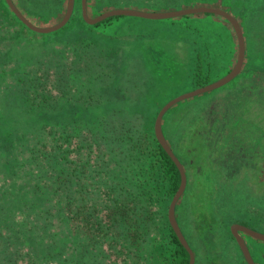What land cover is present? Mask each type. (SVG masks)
<instances>
[{"label":"trees","instance_id":"1","mask_svg":"<svg viewBox=\"0 0 264 264\" xmlns=\"http://www.w3.org/2000/svg\"><path fill=\"white\" fill-rule=\"evenodd\" d=\"M23 1L13 0L28 20L47 26L65 14L68 0H63L61 17L48 23L35 10L33 15L36 0L22 6ZM134 3L132 9L143 11L201 3L227 11L243 29L246 54L240 75L217 90L178 103L165 114L162 127L187 174V188L176 206L185 237L189 239L179 218L187 210L186 226L195 235L196 220L207 264H247L231 226L264 233V203L257 212L247 203L254 197L250 186L264 185V0ZM87 8L89 16L96 17L115 6L110 0H87ZM133 22H152L158 28L148 39L133 36L118 56L131 50L149 67L158 62L170 73L163 78L160 66L149 69L153 82L147 80V86L158 85L156 80L167 92L181 86L192 91L225 76L237 62L235 30L219 15L157 21L116 16L89 25L82 16V0H76L65 27L38 34L0 0V264H189L190 255L167 215L180 172L154 132L161 108L185 92L157 103L159 97L141 91L145 86L131 78L132 70L117 66L112 48L121 30L130 31ZM74 23L101 39L72 40ZM161 43L170 56L161 55ZM219 101L235 107L219 106L217 114L224 112L215 115L212 102L217 106ZM235 180L242 185L245 180L253 192L241 201L243 214L226 222L225 242H217L215 227L224 217L212 205L217 206L221 187ZM195 182L213 188L209 204L201 200L195 207ZM238 195L232 193L231 199L236 201ZM241 234L254 260L264 264V252L258 254L250 245L260 248L264 242ZM188 242L195 264H206ZM215 257L218 263H213Z\"/></svg>","mask_w":264,"mask_h":264},{"label":"rangeland","instance_id":"2","mask_svg":"<svg viewBox=\"0 0 264 264\" xmlns=\"http://www.w3.org/2000/svg\"><path fill=\"white\" fill-rule=\"evenodd\" d=\"M36 1L38 2L36 8H40V9H39V11L36 8L31 9L33 11V15H34V10H35V12L40 13V15H41V17H42V19L44 20L45 23H48L50 20L51 21L52 20H57L59 18L61 9L63 8V0H36ZM110 1L113 2V6H115V9H118L119 6H121L120 8H122V7L123 8H132L131 6L136 5V3L132 4V2H134L136 0H110ZM122 1H124V2H122ZM23 4H26L27 5V4H31V3L28 2L27 0H24L23 3H22V6H23ZM200 4L201 3H199V5ZM199 5L198 6H194V7H199ZM66 7H67V4H66ZM191 7H193V6H191ZM26 8H29L30 9L31 7H26ZM186 8H189V7H186ZM41 9H43V10H41ZM65 12H66V10H65ZM63 16L61 17V15H60L61 18H60L59 21H57V23L61 21V19L63 18ZM30 22H32V21H30ZM33 24L36 25L35 23H33ZM145 24L143 25V24L138 23V22H136V23L133 22V25H130L129 26L130 31H132L134 33L133 35H132V32H130L127 28H123V30H121V32L119 34L120 37H118V39H117V42H118V44H120V46L118 44H117V46L114 44L115 46H113V47H115V48H112L111 53L113 55H114V53H116V55L118 56L119 51L121 49L125 48L124 45H127V44H130L131 43V41L133 39V36H136L137 41L139 39H142L143 40V38L144 39L151 38L152 37V34H153L151 31H153L154 29H157L158 28V25L156 23H152V22H146ZM52 25H55V24H49L48 23L47 26H40V27H48V26H52ZM78 26L79 25H77L76 23H74L73 31L76 34H71L70 37H71L72 40L77 39V38H80V40H82V43L83 42L89 43V42H95L94 39H101V36H96L95 33L92 34V31H90L86 27L78 28ZM75 29H77V30H75ZM38 34H41V33H38ZM48 34H50V33H48ZM102 39H103V37H102ZM149 41L150 40H148L147 42H149ZM34 44H35V41L33 40V45ZM107 46H109V45H107ZM159 49L161 51V55H167V54H169V56H170L172 54L171 51L168 50V47H166V45H164V43H161L160 44V48H158V50ZM127 50L128 49H126L125 51H127ZM119 57L122 58V59H124V60L120 59ZM115 62L118 63L117 66L122 67L121 71L123 70V67H127L128 69L132 70L134 73H131V78H132V76H135V79H137L138 84L141 87L145 86L144 88L141 89V91H145V89H146V91L148 93H151V95H154V97H156V96L159 97L157 103H160V101H162V99L164 97L169 98V97H172L175 94L180 93L182 91L185 92V93H187L186 90L189 89V88H187V86H181L180 89L179 88H176V89H173V90L167 92V90H164L161 87V85L156 80H154L155 81V84H158V85H155V86H152V87L147 86V84H148L147 80H149V84H150V82H151L150 80L153 79L152 77H150L152 75L150 74L149 69H153L154 67H159L160 66L161 68L160 67L159 68L160 69H163L161 71V73H160L163 78L164 77L167 78L170 73L167 72V70H166L167 67H164L163 64L160 65L158 62L155 63V65L153 67H151V66L149 67L147 65V62H144L140 55H137L136 56L135 55V52H133L131 50H130V52H128L127 55H122V56L120 55V56H118V59ZM175 67H173L171 69V71L172 72L173 71H176V75H177V70H179L181 68H179L180 66L177 65V67H176L177 70H176ZM125 70H127V69H125ZM147 76H149L148 79H147ZM221 78H219V79H221ZM219 79H217V80H219ZM152 82H153V80H152ZM135 84H136V82H135ZM153 87H155L156 90H154ZM188 92H190V91L188 90ZM223 93H224V95H227L226 92L223 91ZM178 96H180V95H178ZM178 96H176V97H178ZM176 97H174V98H176ZM218 103L220 105H218ZM218 103H217V106H216V103L215 102H212L213 107H211V111L212 112L215 111V113H214L215 115H219V114H221V113L224 112V111H222V112H220V113L217 114V111H220L219 110L220 109L219 106H224V107H228V108H229V106L235 107V104L232 103V102L227 103V104H224V105H221V104H223V101H219ZM232 107L229 108V110H232ZM154 114L155 113L153 112V114H151V117H152V115L154 116ZM213 118L215 119L216 117L213 116ZM155 121H156V118H155ZM154 126H155V122H154ZM154 132H155V130H154ZM213 135H214V131H213L212 137H213ZM205 138L207 139V136H205ZM220 161L221 162H219V163L221 164V166H224L223 161L222 160H220ZM253 163H254V161H253ZM234 169H233V171H229L228 170V172H230V174H232V173L234 174L236 172V171H234ZM249 180H250V178H249ZM223 181L224 180H221V182H223ZM237 181L238 180H235L231 184H227L225 187H221V192L219 194V200H217V202H216V205L217 206L212 205V207L214 208L213 211H215L218 215L224 217L223 223H219L215 227V234H216V237L218 238V241L217 242H222L225 239L222 235L226 232L225 231L226 222L228 220H235V219H237L239 216H241L243 214L242 209L240 207L243 204V203L241 204V201H243V198H247L246 196H247V194L249 192H253L254 191V194H253L254 197H252L253 199L250 200V201H248L247 203L251 205L252 209H254L255 212L259 211V209L261 208L259 205L264 203V189H263L264 188V185H261L258 188V183H256V184L253 183L252 186H250L253 189V191H252L251 189L248 188L249 185L245 182V180L243 182V185H242V183H241L240 180L238 182V184H239L238 185L237 184ZM205 186H206V188L203 187V186L198 187L196 185V182H195V207H196L197 203L199 201H201V200H204L206 203L209 204V200H208L209 199V196L208 195L210 194V195H212V197L215 195V193L213 191V188H211L209 184H206ZM232 193H238L239 194L237 196V198H236V201H234V200L231 199L232 198V196H231ZM166 203H168V201ZM219 203H222V205L220 207H219ZM169 204H171V203H169ZM168 210H169V208H168ZM168 210H167V215H168ZM196 213L197 212L195 210V214ZM187 214H188V211L187 210H185L184 212H182L180 214L179 221L181 222V226H183L186 229V231H187V236L189 238L188 240L192 241L195 244V248H197L195 250L197 251V253L199 255V258L201 260L204 259V261L207 264L208 263L207 258L205 259L204 254L202 253V251L204 249H203V247L200 246L201 243H200V240L199 239H202V238L200 237L199 233H197V229H196V224L197 223H196V220H195V235H194V233L192 232V229H189V227L186 226L187 225V218H186L187 217L186 216ZM243 238H244V236H243ZM219 239H222V240H219ZM231 243L233 244V242H231ZM250 245H251V247L255 251H257L258 254L260 252H262V253L264 252V246H261L260 248H258L259 245L255 244L253 242H251ZM198 247H199V249H198ZM209 254H210V252H209ZM217 254H218L219 258H220V255L223 257V254H221V248H217ZM195 257H196V255H195ZM222 257L220 258L221 260H222ZM219 258L218 257H215V261L213 263H218L219 262ZM229 260H231V258H229ZM229 260L227 259V261H229ZM232 261H230L228 264H235ZM256 263L259 264L257 261H256Z\"/></svg>","mask_w":264,"mask_h":264},{"label":"water","instance_id":"3","mask_svg":"<svg viewBox=\"0 0 264 264\" xmlns=\"http://www.w3.org/2000/svg\"><path fill=\"white\" fill-rule=\"evenodd\" d=\"M75 1L76 0H68L66 12L60 22L52 26L40 27V26L34 25L23 15L21 11L15 5L13 0H6L12 12L29 29L37 33H41V34L52 33V32L58 31L59 29L63 28L70 21L73 15L74 8H75ZM206 13L219 15L221 17H224L231 23L233 29L235 30L237 40H238L237 62L235 66L233 67V69L221 79L213 83H210L208 85H205L203 87H199L190 92L184 93L170 100L169 102H167L162 107V109L159 111L156 117L155 126H154L155 135H156L157 140L159 141L161 146L164 148L168 156L173 160V162L175 163V165L177 166L180 172L181 183L169 206L168 218H169L170 225L173 231L175 232L176 236L178 237L180 243L183 245V247L188 251L190 255L189 264H195L196 262L195 253L193 249L191 248L187 238L185 237L178 223L177 216H176V206L187 188V174H186L183 164L181 163L179 158L174 153L173 149L171 148L169 142L167 141L164 135L162 122H163V118L165 114L178 103L185 101V100H190L197 96L204 95L206 93H210L214 90H217L229 84L231 81H233L235 78H237L240 75V73L243 70V66L245 62V54H246V44H245V37H244L243 29L239 21L233 15H231L225 10L215 8V7L199 6V7H189V8H183V9H178V10H167V11H143V10L132 9V8H118V9H112L110 11L104 12L92 18L88 14L87 0H82V16L84 20L90 25L98 24L108 18L116 17V16L136 17V18H141V19L157 21V20L174 19V18L189 16V15H194V14H206ZM231 232L233 236L235 237L238 243V246L240 247V250L247 264H257L254 258L252 257L249 246L247 245L241 233H244L254 239H257L263 242H264V233L251 229L247 226L237 224V223L231 226Z\"/></svg>","mask_w":264,"mask_h":264}]
</instances>
